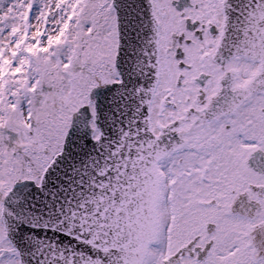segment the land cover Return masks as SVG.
<instances>
[{"label":"snow or ice","instance_id":"obj_1","mask_svg":"<svg viewBox=\"0 0 264 264\" xmlns=\"http://www.w3.org/2000/svg\"><path fill=\"white\" fill-rule=\"evenodd\" d=\"M0 264H264V0H0Z\"/></svg>","mask_w":264,"mask_h":264}]
</instances>
